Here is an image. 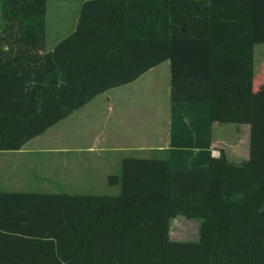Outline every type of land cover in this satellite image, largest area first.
<instances>
[{"label":"trees","instance_id":"obj_1","mask_svg":"<svg viewBox=\"0 0 264 264\" xmlns=\"http://www.w3.org/2000/svg\"><path fill=\"white\" fill-rule=\"evenodd\" d=\"M0 1V150L164 60L171 82L169 147L124 157L117 194L0 191V264H264V0H86L51 50L47 0ZM216 121L249 124L247 159L211 154Z\"/></svg>","mask_w":264,"mask_h":264},{"label":"crops","instance_id":"obj_2","mask_svg":"<svg viewBox=\"0 0 264 264\" xmlns=\"http://www.w3.org/2000/svg\"><path fill=\"white\" fill-rule=\"evenodd\" d=\"M84 1L47 0L45 50H51L62 38L75 31ZM48 2L58 3L54 6L57 9L68 3L67 8L73 12L65 13L62 18L54 15L50 17L47 15ZM152 72H155L157 81L163 75V86L152 90L146 98L141 92L128 93L129 88L138 90L140 80L149 78ZM170 109V61L164 60L133 81L95 95L43 133L26 140L20 148L0 150V191L90 193L81 192L83 190L77 186V180L102 177L100 172H96L99 170L97 163H100L102 172L105 171L106 184L109 174L119 172L124 157H149L168 149ZM214 124L211 126L213 156ZM227 158L229 161L234 160L229 155ZM105 190L91 193L117 194L119 186L111 185L110 191ZM173 227L171 220V239L198 240L183 238L186 235L184 231L177 232Z\"/></svg>","mask_w":264,"mask_h":264},{"label":"rangeland","instance_id":"obj_3","mask_svg":"<svg viewBox=\"0 0 264 264\" xmlns=\"http://www.w3.org/2000/svg\"><path fill=\"white\" fill-rule=\"evenodd\" d=\"M58 3H51L48 2V9L47 15H54L59 16L60 18L63 15L70 14L73 12L72 9L67 8V4L62 6L61 8L57 9L54 6ZM69 5H72L69 4ZM1 6V1H0ZM50 10V11H49ZM50 12V13H49ZM51 17V16H50ZM50 18L47 19V23L49 25ZM4 24L2 19V12L0 7V28ZM254 69H255V76H262L264 73V44L259 43L256 44L254 47ZM155 72H152L149 78H142L140 83H138L139 88L138 90L135 89L134 91L130 90L129 94H135L141 92L143 97L145 98L154 91H156L157 87L163 86L165 83L164 77H160L159 81L156 80V76L154 75ZM257 83L254 84L256 87ZM216 126V127H215ZM214 132V139H215V146L213 147L214 153H218L220 150H223L229 157H231L233 162H242L243 160L248 158V151H249V124L247 123H223V122H215L213 127ZM216 137V138H215ZM213 138V136H212ZM246 153V154H245ZM115 155V153H112ZM217 154V155H218ZM99 170L96 171L97 174L100 172L102 177H97L93 179H79L77 180V186H79L81 192H101L102 190L106 189L105 191L111 190V185L105 184V171L102 172L100 163H97ZM118 186V185H117ZM103 191V192H105ZM94 193V192H93ZM101 194V193H100ZM176 219V220H175ZM174 230L175 231H184L186 235H183V238L187 239H196L197 236V228L200 222L198 218H187L185 216L177 215L173 219Z\"/></svg>","mask_w":264,"mask_h":264},{"label":"built area","instance_id":"obj_4","mask_svg":"<svg viewBox=\"0 0 264 264\" xmlns=\"http://www.w3.org/2000/svg\"><path fill=\"white\" fill-rule=\"evenodd\" d=\"M218 153H214V156H217Z\"/></svg>","mask_w":264,"mask_h":264}]
</instances>
